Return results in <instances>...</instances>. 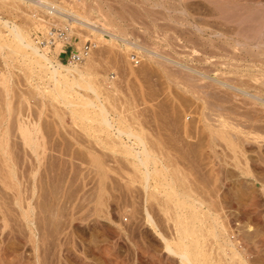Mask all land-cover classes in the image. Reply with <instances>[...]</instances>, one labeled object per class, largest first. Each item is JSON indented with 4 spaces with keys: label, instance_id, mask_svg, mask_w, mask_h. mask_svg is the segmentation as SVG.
I'll return each instance as SVG.
<instances>
[{
    "label": "rangeland",
    "instance_id": "obj_1",
    "mask_svg": "<svg viewBox=\"0 0 264 264\" xmlns=\"http://www.w3.org/2000/svg\"><path fill=\"white\" fill-rule=\"evenodd\" d=\"M31 1L0 0V264H264V0H45L123 41L75 26L98 99L72 106L9 32L46 31Z\"/></svg>",
    "mask_w": 264,
    "mask_h": 264
},
{
    "label": "bare ground",
    "instance_id": "obj_2",
    "mask_svg": "<svg viewBox=\"0 0 264 264\" xmlns=\"http://www.w3.org/2000/svg\"><path fill=\"white\" fill-rule=\"evenodd\" d=\"M18 1V0H17ZM20 1H23V2H29V3H32V1L31 0H19V2ZM34 3L35 4H38V6H41V7H43L46 11H48L47 13H48V15H55V16H57L58 14L56 13V10L58 11V12H61V13H65V14H69V15H71V16H73V17H75V18H78V19H80L81 21H83L84 23H86V24H93V25H95V24H97V23H95V22H91L89 19H85L83 16L81 17H79L77 14H75L74 12H71V11H65V12H62L61 10V8H59L60 6H58V5H54V4H49L50 2L48 1V3H46V1L45 0H36V1H34ZM57 8H59L60 10H58ZM59 17V16H58ZM102 19V18H101ZM97 20V19H96ZM100 20V19H99ZM81 26H79V27H82V26H84L83 25V23H79ZM108 24V23H107ZM107 24H105V25H107ZM102 25H103V23H102ZM104 25V26H105ZM13 26V28L11 29L10 28V30H12V31H9L10 32V34H11V32H12V37H13V39H15L16 40V47L18 48V49H21L22 50V52L24 51L25 53H27V52H29V53H27L26 54V56L25 57H28L29 58V65L31 66V67H38V71L40 70L41 72H40V75L43 73L44 75H42V76H46V78L48 77V79L46 80V81H48L49 79H50V81H52V83H53V85H52V89H53V92L57 95V97L58 98H60V99H62L63 100V98H65V97H68V96H70V95H72L73 94V91L75 90V88H79V89H85L86 91L88 90V91H91L92 92V94L95 96V98L96 99H98V94H97V92H96V90H94V88L92 87V85L89 83V80L87 79L88 77V73L87 72H89V63H88V65L86 64L87 62H90V60L88 59V56L82 61V62H84L85 61V64L84 63H82V62H80V63H69V65H63V64H61L60 62H56V61H53L48 55H46L45 53H42L40 50H39V48L35 45V43L33 42V41H31L29 38H28V36H26V35H24L22 32H21V30H20V28H18L17 26H15V25H12ZM109 26V25H108ZM11 27V26H10ZM107 27V26H106ZM85 29V28H84ZM87 29V28H86ZM100 29L101 30H93V29H91V30H89L91 33H93V34H95V36H97V37H95V38H101L102 40L103 39H105V37H104V35H106L105 34V32H103L102 30H107L108 29V27L107 28H104L103 26H101L100 25ZM23 30V29H22ZM94 37V36H93ZM111 39V43H112V40H115L117 43H119V44H122L123 43V41L121 42H119L115 37H114V35L112 34L111 35V37H110ZM98 40V39H97ZM105 40H107V39H105ZM105 40H103V41H105ZM109 40V41H110ZM101 41V40H100ZM108 41V40H107ZM114 41V42H115ZM58 44H60V43H58ZM57 44V45H58ZM115 44V43H114ZM56 45V46H57ZM111 45H113V44H111ZM263 45H264V43H263ZM263 45H259L258 44V46L255 44V46H257L258 47V49H260V50H262L263 51ZM262 47V48H261ZM257 49V51H259ZM20 50V51H21ZM19 51V50H18ZM27 51V52H26ZM261 52V51H260ZM19 53V52H18ZM24 53V54H25ZM262 53V52H261ZM261 53H258V55L259 54H261ZM264 53V52H263ZM263 53H262V55H263ZM80 64H84L83 66H84V68H83V66L82 65H80ZM80 66H82V67H80ZM88 70V71H87ZM45 77H43V79H44ZM45 78V79H46ZM42 79V78H41ZM42 79V80H43ZM49 81V82H50ZM188 82H190V80L188 81ZM189 85V84H188ZM51 89V90H52ZM52 92V93H53ZM77 96V99H81V97L80 96H78V95H76ZM75 96V97H76ZM56 97V98H57ZM70 98H68V100H69ZM66 100V98L63 100V102ZM67 100V101H68ZM67 101H65V103H67V105H68V103L69 102H67ZM81 101V100H80ZM71 103H73V102H71L70 101V105L72 106L73 104H71ZM86 104H88L89 106L88 107H96L97 108V111H98V113H96L97 115V117H98V124H99V126L100 127H102V128H104V129H106V130H110L112 127H113V122H112V124H111V122L110 121H108V119H107V112H106V110L103 108V106H97V105H94L93 104V102H86ZM87 106V105H86ZM83 107V106H82ZM209 110V109H208ZM74 111V110H73ZM96 111V112H97ZM74 113H75V111H74ZM79 113V112H78ZM84 113V112H83ZM207 114V113H206ZM204 115V114H203ZM207 115H205V117H206ZM207 117H210L209 116V114H208V116ZM207 119V118H206ZM205 119V120H206ZM207 121V120H206ZM207 123V122H206ZM209 123V122H208ZM209 125V124H208ZM210 126V125H209ZM26 127V126H25ZM30 128V127H29ZM19 132L21 133V134H19V135H23L24 136V138L25 139H23L24 141L26 140L29 144H31L30 142H32V140L30 139L31 137H30V135H31V131L30 132H28L29 130H27L28 129V127H27V129L26 128H24V126L22 127V126H20L19 128ZM118 130V131H117ZM116 131V133H118V137H120V136H122V135H124V136H126L127 137V139L128 138H130V137H134V140H137V142L141 145V147H142V151H141V153L140 152H135V151H133V150H131L130 148H129V150H127L128 151V154L130 155V156H133L135 159H137V161H138V164H139V166H142V167H146V165H147V161H148V158H149V153H148V151H147V149L145 148V146H144V143H143V141L139 138V136L137 135V134H133V133H130V131L129 132H127V131H125V130H120V129H117ZM37 131V130H36ZM216 131V130H215ZM220 132V131H219ZM108 133V132H107ZM23 136H22V138H23ZM117 136V135H116ZM36 137V136H35ZM117 137V138H118ZM125 137V138H126ZM21 138V139H22ZM30 139V142L28 141ZM33 139H35V138H33ZM115 139H116V137H115ZM37 142V141H36ZM119 142V141H118ZM121 142V141H120ZM123 142V141H122ZM136 142V141H135ZM24 143V142H23ZM26 143V142H25ZM38 143V142H37ZM137 143V144H138ZM138 144V145H139ZM31 145H33V144H31ZM34 146H36V144L34 145ZM37 147H38V145H37ZM123 147V146H122ZM124 148L125 149H123V150H126V149H128V147L126 148L125 147V145H124ZM34 150V149H33ZM38 150V149H37ZM34 152V151H33ZM127 153V152H126ZM125 154V153H124ZM145 178L149 175V173H148V171L146 170L145 171ZM147 179V178H146ZM171 192V191H170ZM168 194V193H167ZM169 196H172V195H170L169 194ZM167 198V197H166ZM168 199V198H167ZM175 203V202H174ZM185 204V203H184ZM175 206H176V204H175ZM186 206V205H185ZM181 208H182V206H181ZM192 209V208H191ZM192 215V214H191ZM197 215V214H196ZM193 218H194V216H193ZM197 218V217H196ZM195 219V218H194ZM179 221V220H178ZM190 221V220H189ZM193 221V220H192ZM180 222V221H179ZM181 223H182V221H181ZM184 225V224H183ZM189 225V224H188ZM191 225V224H190ZM186 226V225H185ZM179 227H181L180 225H179ZM183 227V226H182ZM191 227V226H190ZM189 227V228H190ZM184 228V227H183ZM181 228V230H178L179 231V236L181 237V236H187V235H191L192 234V232H193V235H196V233H195V229H193L194 231H192V230H189L188 228ZM179 229V228H178ZM195 233V234H194ZM193 235H192V237H193ZM188 237V236H187ZM187 237H184L185 239H187ZM191 237V236H190ZM189 237V239H191ZM183 239V238H182ZM181 238L179 239L178 238V241L179 240H182ZM184 240V239H183ZM186 241L187 240H185V244L184 243H181V244H178V246H175V249H176V247H177V249L175 250H173V251H171V252H173V254L175 253V255H178L180 258L179 259H181L180 261H182L181 263L183 264H194L195 263V260L194 259H192L191 258V256L193 255V257H194V254L192 253V249L191 248H195V246H197V244L194 246V247H192L191 245H190V249L188 248V246L186 245ZM189 242V244H190V241H188ZM187 242V243H188ZM193 242V241H192ZM179 243V242H178ZM197 243V242H196ZM193 244V243H192ZM176 245H177V243H176ZM166 246V249L170 252V248H169V245L168 244H166L165 245ZM188 249L191 251V253L188 251ZM193 251H195V250H193ZM197 251V250H196ZM194 253H196V252H194ZM199 253V252H198ZM197 253V254H198ZM196 256H199V255H196ZM195 258V257H194ZM192 259V260H191ZM198 259V258H197ZM193 260H194V263H193ZM199 263V262H198ZM197 263V264H198Z\"/></svg>",
    "mask_w": 264,
    "mask_h": 264
},
{
    "label": "built area",
    "instance_id": "obj_3",
    "mask_svg": "<svg viewBox=\"0 0 264 264\" xmlns=\"http://www.w3.org/2000/svg\"><path fill=\"white\" fill-rule=\"evenodd\" d=\"M56 13L60 16L48 15L47 19L49 24L47 29L43 34L35 35L33 37L35 45L39 48L42 53L50 56L54 51L58 43L62 44L65 50L61 51L57 55V59H61L66 63H80L82 62L96 47V43L91 41L92 39L89 36V39L85 41L81 46L77 44H72V41L76 39V33L74 32L75 26L79 23H83L84 28L89 30H101L100 25L98 24H86L78 18H75L69 14L61 13L56 10ZM105 32V39L110 40L111 34L105 29L102 30ZM261 40L264 43V32L261 35ZM132 62H135L136 59H131Z\"/></svg>",
    "mask_w": 264,
    "mask_h": 264
}]
</instances>
